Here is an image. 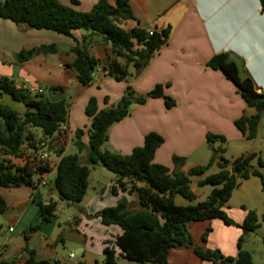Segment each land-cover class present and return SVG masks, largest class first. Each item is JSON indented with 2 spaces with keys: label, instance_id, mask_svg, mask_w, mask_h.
<instances>
[{
  "label": "trees",
  "instance_id": "trees-1",
  "mask_svg": "<svg viewBox=\"0 0 264 264\" xmlns=\"http://www.w3.org/2000/svg\"><path fill=\"white\" fill-rule=\"evenodd\" d=\"M261 1L264 13V0ZM77 2L73 0V4ZM0 18L23 25L33 30H49L72 37L75 31H87L100 37L112 47L117 58H111L108 66L110 77L117 81L130 77L129 67L140 76L150 65L155 55L167 43L170 29L162 33L154 31L152 35L136 27L125 30L121 22L134 20L130 0H99L89 12L77 11L62 5L58 0H0ZM138 46V48H136ZM57 51L56 45L40 46L17 55L18 63L31 60L37 54H51ZM75 59L70 68L77 73V79L83 86H90L100 62L79 45L72 49ZM118 58L123 59L121 63ZM228 53L214 56L208 63L213 70H220L226 78L235 84L247 107L253 109L252 116L243 115L235 121V127L248 141L255 140L264 112V93H258L252 79L241 80L234 62H228ZM164 86L157 85L146 95H137L127 88L115 107L99 110L97 100L91 98L85 108V114L91 119L88 146L83 143V131L75 133L73 143L79 153L87 150V162L83 164L78 154H65L64 148L58 151L61 157L53 182V190L60 199L72 204L81 203L89 188L90 166L102 164L116 176L117 188L136 197L138 207L122 198L114 207L103 209L96 214L101 224L107 227L118 226L122 235L115 241L121 253L115 247L107 246L103 251V264H118L117 257L138 264H169L171 250L192 248L194 254L203 262L210 264H253L252 256L242 249L244 240L260 227L255 211H248L242 225H237L225 211L233 192L242 181L252 177L259 178L263 184L261 170L264 161L255 152L246 153L232 161L224 157L225 150L217 143L224 144V137L207 135L212 146V157L207 166H197L188 172L182 171L185 159L173 157L174 169L154 163L157 150L164 139L157 133H149L142 147L135 148L129 155H121L105 149L109 129L129 117L133 106L144 105L148 99H163L167 109L177 102L164 94ZM51 91L64 92L62 88L52 87ZM0 93L7 94L14 101L23 103L27 112L20 115L15 110L0 106V189L30 186L36 188L43 183V176L49 173V162L36 156L37 144H52L60 130L69 123V104L67 99L52 103L46 95L31 94L26 87L17 84L13 78L0 75ZM40 129L43 138H37L33 130ZM27 145V147L25 146ZM28 152V153H27ZM258 167H253V161ZM19 164H16V162ZM217 165L219 171L206 175L208 168ZM202 177L195 184L199 187H214L207 198L197 205H180L178 196L194 202L197 195L193 190V178ZM57 204L39 203V213L43 222L50 223L55 217ZM8 208L5 198L0 195V214ZM221 220L226 226H238L243 235L238 242L236 258L226 257L219 250H210L193 244L189 226L196 222ZM38 226L28 229L36 232ZM208 229L202 237L207 241ZM264 246V237L262 239ZM26 259L22 264H61L60 261L39 258L35 250L25 246ZM0 264H14L1 262ZM86 264V263H79Z\"/></svg>",
  "mask_w": 264,
  "mask_h": 264
},
{
  "label": "crops",
  "instance_id": "crops-1",
  "mask_svg": "<svg viewBox=\"0 0 264 264\" xmlns=\"http://www.w3.org/2000/svg\"><path fill=\"white\" fill-rule=\"evenodd\" d=\"M58 1L77 11L89 12L99 0H75L76 4H73V0ZM110 1L113 3V0ZM130 4L134 20L121 22L122 28L129 31L139 27L147 32L152 30L158 33L170 29L169 39L140 76L135 75L132 66L129 67L131 78L127 81H117L97 71L99 80L96 81L94 78L91 85H101L103 88L109 86L110 89H106V93L102 96L92 94L90 98H95L99 110H104L115 107L127 88H132L137 95H146L157 85H163L164 94L175 100L177 105L167 109L163 99H148L144 105L133 106L129 117L109 129L105 149L121 155H129L135 148L143 146L146 135L157 133L163 137L164 144L157 150L154 163L172 170L174 169L173 157L184 158L185 165L182 168L184 172L208 164L212 153V146L207 142L208 134L224 137L226 141H235L236 146L239 145L238 149L243 150L242 152H255V148L248 147V140L235 127V121L243 115L252 116L255 111L247 107L237 86L229 81L222 71L208 67V63L219 54H235L243 60L247 77L253 80L256 91L261 90V93H264V13L261 1L130 0ZM49 45H56V54H41L24 63H18L17 55L22 51ZM77 45L99 60L98 69L107 70L110 59L117 58L109 43L98 36H92L90 32L75 31L72 38L49 30L29 29L0 18V53L11 60V63L6 61L7 59L0 61V65L3 66L0 75L13 78L11 66L19 65L18 78L23 75L24 79L29 74L27 65L49 66V60L52 57L62 58L64 62H61L59 67L70 69L74 79L70 83L63 79L51 84L62 88L64 92H73L71 96H75L79 90L82 92L80 97L73 100L69 123L60 130L52 144L46 142V147L48 146L55 155L47 156L51 171L46 174L55 176L61 159L58 151L64 148L66 154L69 145L74 144L75 133L82 130L83 126L87 128L89 124L91 125V119L86 114L87 118L83 120L75 117L76 105H79L85 113L90 99L86 100L90 91L86 88L91 86L80 84L76 71L70 68L75 59L72 49ZM118 60L124 63L123 59L118 58ZM259 127H264V112ZM82 141L87 147L89 137L86 140L82 136ZM224 144L219 142L216 146L223 147ZM227 152L228 150L225 149V158ZM83 160L82 158V163ZM91 176L92 170L89 186ZM201 178L196 179L198 181ZM43 183L36 188L22 186L0 189V195L7 202V210L16 209L15 214L18 217L15 223L21 231L32 227V223H25L24 219L28 211L32 209L33 203L39 201L33 213L40 216L39 203L46 205L54 200L55 196L59 197L52 188L53 183L43 192L41 187L48 186L44 180ZM116 186L115 177L108 190L101 188V198L94 196L86 203L84 210L87 216L80 215L76 220V230L79 236L84 237L81 241L82 248L76 255L85 257L88 251L94 249L97 253L103 254L107 246L115 247L118 255L121 253V250L115 246V241L122 235V229L118 226H104L99 218L93 217L105 208L116 206L122 198L131 202L133 209H137V204L128 193L120 188H117V195L113 193V187ZM193 190L198 195L195 187ZM105 196L109 198L104 200ZM225 211L237 225H242L248 211L256 212L257 209L247 205L238 208L227 204ZM10 229L13 228L10 227ZM10 229L9 233H16L15 229L12 232ZM208 229L211 231L207 241L203 242L202 237ZM38 233L48 238V235ZM189 233L195 246L219 250L224 256L232 258L238 255V242L243 235L240 227L226 226L218 219L193 223L189 226ZM26 246L29 247V245ZM24 248L22 247L16 253L15 258H4L0 263L22 264L26 259ZM29 248L35 250L39 258L57 260L44 255L40 256L36 248ZM168 259L169 264H210L201 261L192 248L171 250Z\"/></svg>",
  "mask_w": 264,
  "mask_h": 264
},
{
  "label": "rangeland",
  "instance_id": "rangeland-1",
  "mask_svg": "<svg viewBox=\"0 0 264 264\" xmlns=\"http://www.w3.org/2000/svg\"><path fill=\"white\" fill-rule=\"evenodd\" d=\"M1 1L4 2L5 0ZM82 31L87 32L84 30ZM51 54H56V52ZM39 55L41 54H37L34 57H37ZM4 59L7 58L0 53V61H3ZM6 61L11 63V60H9V58ZM61 62H64L62 58L58 59L57 57H52V59L49 60V66H46L44 64L27 65V70L29 71V74L26 75V78L29 79L30 84H26L25 86L27 88L36 86L44 92V95L47 96V94L51 91L52 87H54L51 83L60 82L63 79H65L67 83H70V81L74 79L73 73L72 71H70V69L67 70L60 68L59 64H61ZM15 66L19 65L11 66L12 73ZM2 69L3 66L0 65V72L2 71ZM94 76V80L98 81V74L96 73L94 74ZM130 78L131 77H128L124 81H127ZM16 83L23 85V75L16 79ZM86 89L90 90L89 94L86 96L87 100L92 97V94H100L102 96L106 93V89L110 88L109 86L103 88L101 85H91ZM81 93V90H79V92L75 96L67 97V102L69 104L70 120L73 100H75V98L80 97ZM0 106L9 107L18 112L20 115H24L27 112V108L23 103L14 101L11 96L4 93H0ZM75 117L82 118V120L83 118H87L85 116V113L82 112L81 107H79V105H76L75 107ZM90 128V124L87 126V128L84 126L82 128L83 137L86 140L89 137ZM35 134L37 138H43V134L40 129H35ZM247 144L248 147H254L255 153H257L259 157L264 161V127H259L256 139L248 141ZM223 147L224 150H228L226 154V159L229 162H232L233 160L246 154L245 152H242L243 150L241 148L238 149L239 145L236 146L235 141H226ZM46 148L47 149L45 150V153L47 154V156H55L54 153L48 148V146ZM66 154H78L81 157L80 159H84L83 164H88V151L85 150L82 153H79L74 144L69 145ZM15 162L16 164H19V162ZM252 166L258 167L256 160L253 161ZM90 168L92 170V176L90 179V186L85 200L79 204H72L68 202H62L59 197L55 196L53 201L57 204V207L54 213L55 217L50 223L43 222L39 215H35V213H33V210L37 208L36 204L39 201L31 205L32 209L28 211L27 215L25 216L24 222L28 224L32 223V227L38 226V229L36 231L37 233H30L28 231L29 228H27L25 231H21L20 227L17 228L15 223L16 217H18L15 214L16 209L13 210L12 208H10L6 212L0 214V261L4 258H15L16 253L20 251L22 247L29 245V247L36 248L40 256L44 255L50 257L51 259H57L61 262V264H79L81 262H86L88 264H103V254L97 253L95 249L92 251H88L85 257L81 256L80 254L76 255V253L82 248L81 241L84 240V237L79 236V233L76 230V220L79 218L80 215L87 216V213L84 210L86 203L94 196H98L99 198H101V188L108 190L110 184L112 183V180H115L116 177L113 173L104 168L102 164H99L97 166H90ZM218 171L219 169L217 165L214 164L210 168H208L206 175L215 174ZM261 172L264 175V167L262 168ZM55 177L56 176L54 174H46L43 176V180L48 184L47 187H41L43 192L48 190L49 186L52 185V183L54 182ZM192 180L194 182L193 187H195L198 191L197 199L194 202H189L183 199L182 197L178 196L176 199L178 204L184 206L197 205L199 202L204 201L214 188L211 186L199 187L195 184L197 182V179L193 178ZM239 187L233 192L228 204L231 207L241 208L242 205H247L249 207H252L253 209H257L256 213L258 215L260 225V228L255 233L251 234L244 240L242 244V249L251 254L253 264H264V246L262 242V239L264 237V191L262 189L263 184L259 178L252 177L247 181H242ZM108 198L109 197L105 196L104 200ZM133 200L135 201V204L138 205L135 196L133 197ZM23 215L24 214H22V216ZM19 216H21V214H19ZM93 217L96 218V215H94ZM10 227L15 229L16 233H9ZM38 232H41V234L43 233L48 235V238H44V235H40V233ZM26 237L28 238L26 239ZM71 253L75 255V259L70 258ZM117 263L138 264L136 262L126 260L122 257H117Z\"/></svg>",
  "mask_w": 264,
  "mask_h": 264
},
{
  "label": "water",
  "instance_id": "water-1",
  "mask_svg": "<svg viewBox=\"0 0 264 264\" xmlns=\"http://www.w3.org/2000/svg\"><path fill=\"white\" fill-rule=\"evenodd\" d=\"M228 62H234L238 68V76L239 78L243 81L247 78V73H246V67L245 64L243 62V60L239 57H237L235 54L231 55V58L228 60ZM19 66H15L14 70H13V76H14V80H16L18 78V73H19ZM258 93H261V90L257 91ZM73 94V92H60V91H50L47 94V99L52 102V103H57L59 101L65 100L66 96H71ZM230 167L233 165L232 162H229L228 164Z\"/></svg>",
  "mask_w": 264,
  "mask_h": 264
},
{
  "label": "built area",
  "instance_id": "built-area-1",
  "mask_svg": "<svg viewBox=\"0 0 264 264\" xmlns=\"http://www.w3.org/2000/svg\"><path fill=\"white\" fill-rule=\"evenodd\" d=\"M148 32L150 35L153 34L152 30H149ZM97 71H100L105 76L109 75V70L98 69ZM26 84H30V81L28 78L23 79V86L26 87L25 86ZM27 89L33 95H43L44 94V92L36 86H32L30 88L28 87ZM45 148H46V144H44V143L37 144L36 156L41 161H45L47 159V154L45 153ZM43 185H44V183H43ZM12 231H13V229H10V232H12ZM70 257L75 258V255L71 254Z\"/></svg>",
  "mask_w": 264,
  "mask_h": 264
}]
</instances>
